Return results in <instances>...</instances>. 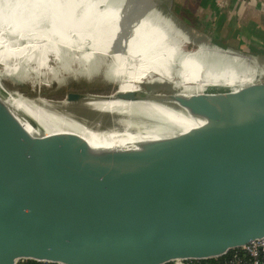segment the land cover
<instances>
[{
	"label": "water",
	"instance_id": "obj_1",
	"mask_svg": "<svg viewBox=\"0 0 264 264\" xmlns=\"http://www.w3.org/2000/svg\"><path fill=\"white\" fill-rule=\"evenodd\" d=\"M0 85V264H165L264 238V80L192 94L118 88L100 98L175 104L191 125L117 145L47 132L8 100L35 99Z\"/></svg>",
	"mask_w": 264,
	"mask_h": 264
},
{
	"label": "bare ground",
	"instance_id": "obj_2",
	"mask_svg": "<svg viewBox=\"0 0 264 264\" xmlns=\"http://www.w3.org/2000/svg\"><path fill=\"white\" fill-rule=\"evenodd\" d=\"M80 1L84 3V8L77 11L53 8L40 0H0V9L12 15H18L19 23L29 26H33V22L41 14L46 15L54 23L69 17L88 14L97 18L100 25H103L104 21L121 23L117 35L118 39L124 38L127 31L137 23L145 24L155 21L184 35L177 27L179 26L178 22L173 21L174 19L171 20L170 13L164 10V0ZM98 8L112 13L110 20H107V17L100 19L102 13L97 10ZM6 17H8L7 20H17L9 15ZM27 17L31 19L29 23H26ZM202 47L193 53L144 56H135L134 53L137 48L132 47L134 50L127 58L111 60L108 65L104 62L101 68L105 69L107 78L119 80L121 91H139L140 84L148 77L155 78L156 81L170 82L178 87L183 94L201 92L208 86L235 87L253 81L254 69H252V62L249 57L218 47ZM27 49H33V53L40 52L37 46L31 44L25 45V50ZM206 64L208 65L207 68L205 67ZM8 100L19 110L24 109L23 111L38 119L47 132L49 129L50 132L61 129L62 131H75L83 137L93 139L95 145L100 142L117 145L118 143H131L143 139H156L165 135L177 134L191 125L187 110L179 106L173 108L153 102L123 100L86 102L85 106L88 108L99 112L101 115L109 116L107 119L109 123H106L105 127L97 124V127L104 130L103 133L99 134L88 129L85 124L78 123L61 114L67 113L66 111L50 109L38 100H27L22 96H10ZM50 122L58 124L64 122V124H61V127H52L53 123ZM27 128L32 130L29 125ZM52 128L54 130H51Z\"/></svg>",
	"mask_w": 264,
	"mask_h": 264
},
{
	"label": "rangeland",
	"instance_id": "obj_3",
	"mask_svg": "<svg viewBox=\"0 0 264 264\" xmlns=\"http://www.w3.org/2000/svg\"><path fill=\"white\" fill-rule=\"evenodd\" d=\"M53 1L58 5L64 4V8L68 11L84 8V3L80 0ZM96 1L98 0H93ZM163 7L167 13H170L171 20H182L171 0H164ZM97 10L102 13L100 19L107 17V20H110L113 15L105 9ZM8 15L12 14L0 9V23ZM120 26L121 23L107 21L100 25L97 18L88 14L69 17L54 25L58 46L49 45L46 39L39 36L29 35L26 44L37 46L40 52L33 53V49L23 51L12 49L15 54L7 47L12 37L5 35L0 29V41L2 39L7 43L5 46L0 42V77L11 89L43 102L49 108L66 111L91 125L100 124L99 126L105 127L106 123H109L108 120L85 106L86 102L109 101L108 98L100 97L111 96L120 88L119 80L106 77L105 69L101 68L104 62L108 65L111 60L127 58L133 48H137L135 56H144L193 53L195 52L193 50L199 46H206L192 40L188 41L186 36L175 31L172 33V30L169 31L166 26L156 21L137 23L127 31L124 38L118 39ZM262 30L261 38L257 41L251 40L249 54L245 53L250 56L254 69L252 82L264 80V28ZM205 67L207 68L208 65L206 64ZM154 79L151 77L144 79L140 89L150 93L179 90L170 82ZM207 88V90L212 89L211 86ZM69 92H81L86 96L81 101L67 102ZM141 102L178 107L175 104L156 101Z\"/></svg>",
	"mask_w": 264,
	"mask_h": 264
},
{
	"label": "crops",
	"instance_id": "obj_4",
	"mask_svg": "<svg viewBox=\"0 0 264 264\" xmlns=\"http://www.w3.org/2000/svg\"><path fill=\"white\" fill-rule=\"evenodd\" d=\"M172 3L182 19L175 21L178 29L199 45L249 54L251 40L261 38L264 0H172Z\"/></svg>",
	"mask_w": 264,
	"mask_h": 264
},
{
	"label": "flooded vegetation",
	"instance_id": "obj_5",
	"mask_svg": "<svg viewBox=\"0 0 264 264\" xmlns=\"http://www.w3.org/2000/svg\"><path fill=\"white\" fill-rule=\"evenodd\" d=\"M40 1L44 4H46L47 6H50L53 8H64L65 7V6H63L64 4L58 5L53 0H40ZM64 1L65 0H62V2H64ZM9 16L12 17L13 19H17V20L16 21L7 20L8 17H5L4 21L0 23V29L5 33V35L11 36L12 39L10 40L9 45H7L6 41H4L2 39L0 42L1 43L3 42L2 44L5 46L7 45V47H9V50L12 53H14L12 51V49H18L20 51L21 50L23 51L25 49V45L27 43L26 38L29 35L30 36L33 35V37L39 36L41 38L46 39L47 42H49V45L53 44V45L58 46V44L55 40L56 39L55 35H54V32H55L54 25L56 23L50 21L46 15L41 14V16L36 21L33 22V26L20 24L18 21V18H17L18 15H9ZM28 17L26 18V20H28L26 23H29V21L31 20ZM22 45H24V46H22ZM2 61L4 62L3 59H2ZM76 93H80L81 97L79 99L73 100V101H69L67 99V102L81 101V100L85 99L86 95L84 96V94L81 92H76ZM67 95H68V93H67Z\"/></svg>",
	"mask_w": 264,
	"mask_h": 264
},
{
	"label": "built area",
	"instance_id": "obj_6",
	"mask_svg": "<svg viewBox=\"0 0 264 264\" xmlns=\"http://www.w3.org/2000/svg\"><path fill=\"white\" fill-rule=\"evenodd\" d=\"M230 251L232 252L228 258L222 260L220 264H264V238L251 241L246 245L234 248ZM198 261L199 260L193 259H175L165 264H198ZM30 262H35L37 264H61L47 260H34L28 258H20L15 264H29Z\"/></svg>",
	"mask_w": 264,
	"mask_h": 264
},
{
	"label": "trees",
	"instance_id": "obj_7",
	"mask_svg": "<svg viewBox=\"0 0 264 264\" xmlns=\"http://www.w3.org/2000/svg\"><path fill=\"white\" fill-rule=\"evenodd\" d=\"M119 1H125V0H119ZM175 21V20H173ZM175 86V85H173ZM90 109V108H89ZM92 110V109H91ZM95 111V110H93ZM96 113L100 114L99 112L95 111ZM101 115V114H100ZM102 118H106V119H109L108 117L109 116H106V115H101ZM232 251H230L228 254L222 256V257H219V258H210V259H202V260H199L198 261V264H220V262L224 259H227L228 256L231 254ZM29 264H37L35 262H30Z\"/></svg>",
	"mask_w": 264,
	"mask_h": 264
}]
</instances>
